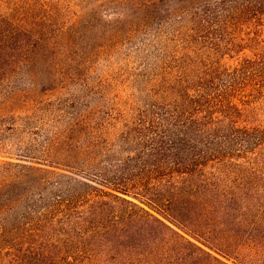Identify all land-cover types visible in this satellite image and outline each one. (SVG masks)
Masks as SVG:
<instances>
[{
    "label": "trees",
    "instance_id": "obj_1",
    "mask_svg": "<svg viewBox=\"0 0 264 264\" xmlns=\"http://www.w3.org/2000/svg\"><path fill=\"white\" fill-rule=\"evenodd\" d=\"M172 2L171 16L187 11L216 41L229 34L233 52L263 47L264 0ZM34 11L0 8V81L38 49ZM246 27L252 34L242 37ZM188 67L154 84L156 103L138 130L152 136L136 156L81 178L22 165L27 188L0 189L6 264H232L264 253V202L249 180L264 173V129L246 115L264 85V49L202 75Z\"/></svg>",
    "mask_w": 264,
    "mask_h": 264
},
{
    "label": "rangeland",
    "instance_id": "obj_2",
    "mask_svg": "<svg viewBox=\"0 0 264 264\" xmlns=\"http://www.w3.org/2000/svg\"><path fill=\"white\" fill-rule=\"evenodd\" d=\"M15 4L34 7L41 40L22 67L0 81L3 191L27 188L24 164L81 178L136 156L140 142L152 136L138 130L151 117L160 77L183 61L194 75L220 64L234 67L264 49V42L258 49H227L229 34L216 41L187 11L171 16L172 0H0L2 10ZM257 30L264 40V24ZM251 100L249 124L264 129V85ZM254 174L249 180L264 202V173ZM2 249L0 264H6ZM251 258L228 262L264 263V253Z\"/></svg>",
    "mask_w": 264,
    "mask_h": 264
}]
</instances>
